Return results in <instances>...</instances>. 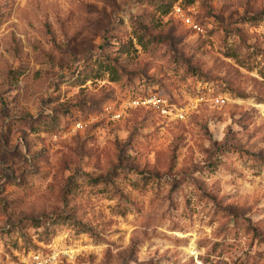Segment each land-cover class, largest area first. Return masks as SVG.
Segmentation results:
<instances>
[{"label": "rangeland", "instance_id": "1", "mask_svg": "<svg viewBox=\"0 0 264 264\" xmlns=\"http://www.w3.org/2000/svg\"><path fill=\"white\" fill-rule=\"evenodd\" d=\"M53 252L264 264V0H0V264Z\"/></svg>", "mask_w": 264, "mask_h": 264}, {"label": "built area", "instance_id": "2", "mask_svg": "<svg viewBox=\"0 0 264 264\" xmlns=\"http://www.w3.org/2000/svg\"><path fill=\"white\" fill-rule=\"evenodd\" d=\"M172 15L189 29L195 32H202V28L193 20L191 9L185 10L178 5L173 8ZM215 102L220 104L224 101L222 98H216ZM125 105L132 109L149 111L168 122L183 121L189 112L194 110L190 106L176 104L170 98L163 97L159 93L132 94L126 99ZM116 117L119 119L121 113L118 112ZM78 127L82 128V125L79 124ZM23 264H59V256L56 252L51 254H32Z\"/></svg>", "mask_w": 264, "mask_h": 264}, {"label": "trees", "instance_id": "3", "mask_svg": "<svg viewBox=\"0 0 264 264\" xmlns=\"http://www.w3.org/2000/svg\"><path fill=\"white\" fill-rule=\"evenodd\" d=\"M167 13H168V10H166L165 14H167ZM145 94H147L146 91L142 92V95H145ZM160 95L163 96V97H167L165 93H161V92H160ZM146 112H147V113H151V112H149V111H146Z\"/></svg>", "mask_w": 264, "mask_h": 264}]
</instances>
